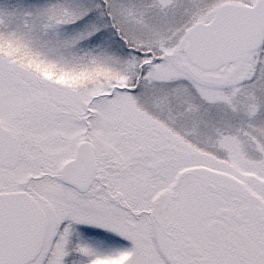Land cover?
Instances as JSON below:
<instances>
[{"label": "snow or ice", "instance_id": "6c2138e0", "mask_svg": "<svg viewBox=\"0 0 264 264\" xmlns=\"http://www.w3.org/2000/svg\"><path fill=\"white\" fill-rule=\"evenodd\" d=\"M0 264H264V0H0Z\"/></svg>", "mask_w": 264, "mask_h": 264}]
</instances>
